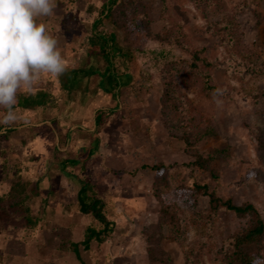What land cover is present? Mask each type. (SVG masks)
Instances as JSON below:
<instances>
[{
  "label": "rangeland",
  "instance_id": "374dc122",
  "mask_svg": "<svg viewBox=\"0 0 264 264\" xmlns=\"http://www.w3.org/2000/svg\"><path fill=\"white\" fill-rule=\"evenodd\" d=\"M106 1L54 0L52 15L37 19L57 39L66 68L87 65L92 24L100 16ZM141 1L152 32L158 35H166L168 30L178 28L179 24L173 21L179 20L174 9L178 6L189 18L186 39L192 48L220 65L214 69L213 77L223 99L201 98L195 92L190 98L196 113L216 129V135L204 142L200 152L215 155L211 167L217 179L214 181L208 175L199 174L190 165L187 148L179 139L181 130L177 127L167 130L160 120V71L166 63L186 59L188 54L174 45L153 40L142 42L139 36L116 30L104 22V30L115 32L119 46L128 54L125 63L118 59L116 66L119 73L130 74L131 82L119 95L118 106L115 107L116 101L112 98L94 105L92 110L105 106L108 111L100 114L103 123L99 126V140L92 137L91 148L85 154H80L79 150H64L72 154L73 166L62 170L51 163L40 173L31 167L30 171L15 174V184L24 180L23 188L31 195L23 202H17V198L6 202L10 208H3L2 213L7 215L0 214V229L9 227L14 231L0 256V264H147L142 230L155 222L158 212L151 189L152 167L157 163L169 167L174 188L181 182L188 185L194 181L208 183L224 200L230 199L235 205L253 203L264 219V165L258 159L255 144L257 131L264 130V101L251 99L252 94L264 89V75L245 82L229 76L223 67L228 52L218 45L215 37L202 33L207 25L230 16L238 27L241 47L256 56L254 67L264 70V0H222L225 6L222 13L211 10L201 13L195 7V0ZM60 87L59 76L43 74L30 92L21 90L18 97L45 90L58 99L62 92ZM59 108L46 109L58 112ZM88 110L84 115L86 113L85 117L90 119ZM3 112L4 108L0 107L1 116ZM54 138L50 135L51 144H54ZM60 145L65 147L63 140H59ZM100 147L103 148L101 153ZM49 151V160L52 156L60 159L55 150ZM18 174L20 178H16ZM69 177H75L77 203L72 200L60 202L61 209L56 210L61 214L57 213L54 218L56 204L53 200L57 202L58 199L54 197V193H58V183L54 184L50 197L48 194L33 197L34 191L39 190V184L42 187L44 179L54 183L55 180L68 181ZM36 184L37 187L31 186ZM83 185L89 188L85 201H103L102 214L113 227L103 242L92 241L88 250L84 245L87 228L92 226L99 230L101 225L91 214L80 211L78 192ZM172 196L178 202L186 224L181 243L169 237L163 242L174 264H185L186 252L199 246L203 248V264H219L217 251L244 227L245 222L221 211L214 218L211 235L207 236L205 227L198 220L200 212L207 206V199H195L192 206L183 204L177 198L176 190ZM182 198L193 202L187 193ZM15 201L17 204L13 206ZM50 228L58 230L55 237L48 235Z\"/></svg>",
  "mask_w": 264,
  "mask_h": 264
},
{
  "label": "trees",
  "instance_id": "16d2710c",
  "mask_svg": "<svg viewBox=\"0 0 264 264\" xmlns=\"http://www.w3.org/2000/svg\"><path fill=\"white\" fill-rule=\"evenodd\" d=\"M195 7L201 13L207 10L222 13L225 6L222 0H195ZM174 9L179 16V20L173 19L179 24L178 28L168 30L166 35H158L151 30L141 0H107L102 6L100 16L92 24V41L87 65L78 69L66 68L65 72L59 75V83L61 88L72 96L79 94L92 98L98 91H102L109 98L118 101L123 89L129 86L131 76L127 72L119 73L116 61L121 59V63L124 64L128 54L119 46L116 33L104 30V22H108L116 30L139 36L142 42L153 40L160 44L174 45L186 52L188 58L166 63L160 71L162 87L160 120L167 130L172 127L181 130L179 139L187 148L186 155L191 159L190 165L199 174L208 175L215 181L217 176L211 167L215 155H204L200 150L206 140L216 135V129L214 125L205 123L201 114L196 113L190 98L192 92H195L197 97L223 99L224 95L213 77L214 69L220 65L210 62L201 51L192 48L186 39L189 18L178 6H174ZM202 33L215 37L218 45L228 52L229 56L223 67L229 76L245 82L264 75L262 68L254 67L256 56L241 47L238 27L230 16L226 15L219 22L207 25ZM251 99L255 102L264 101V89L252 94ZM52 100L53 95L43 90L35 95L21 97L17 101V106L34 111L51 104ZM102 112L108 111L101 109L95 115L94 121L98 128L103 123L100 120ZM255 144L258 159L264 165V130L257 131ZM66 163L74 162L61 161L62 170H66ZM152 172L154 173L152 197L158 206V212L155 222L142 230L147 264H174L163 242L167 237L177 243L184 239L186 224L181 216L180 206L172 196L174 190L183 204L190 203L194 206L195 199L201 197L207 199L206 208L198 216L207 236L211 235L214 218L221 211L229 212L245 222L244 227L217 251L216 258L219 264H253V261L264 264V219L253 203L235 205L230 199L224 200L212 185L199 181H194L190 185L181 182L174 188L169 167L163 163L155 164ZM88 190L89 188L83 185L78 192L80 211L83 214H91L100 223L101 228L99 230L92 226L87 228L85 250L89 249L92 241L103 242L113 228L111 222L102 214L103 201L98 199L85 201ZM186 193L193 202H187L182 198ZM15 204L17 202L12 203L13 206ZM202 255V246L189 249L185 254V264H203Z\"/></svg>",
  "mask_w": 264,
  "mask_h": 264
},
{
  "label": "crops",
  "instance_id": "0c3cea01",
  "mask_svg": "<svg viewBox=\"0 0 264 264\" xmlns=\"http://www.w3.org/2000/svg\"><path fill=\"white\" fill-rule=\"evenodd\" d=\"M103 94L104 92L101 91L97 93L96 96L88 98L80 97L79 94L72 96L62 89L60 98L56 99V96L53 98L51 104L46 107L29 111L16 105L15 111L18 115V119L10 124L0 123V214L3 208L6 210L10 208L6 206V202L10 203V201L15 198L18 199L17 202H23L24 199L29 200L30 198L31 193L28 192L29 190H24L23 188L24 180L19 184H15L13 181L15 174L17 175V173L26 170L30 171L31 167L32 170L36 169L39 171L38 173H40V171H44L46 168L45 165H50L52 163L60 167L61 161L73 162L70 159L72 154L63 152L64 150H79L80 154H85V151L91 148L92 137H96L99 140L100 133L99 128L95 125V115L98 110L106 109L104 108L105 106L103 108H96L95 110H92V108L98 101H105V99L107 100L109 98L107 94ZM21 97L22 95L18 97L17 101H19ZM117 105L118 101H116L115 107ZM54 106L60 107L58 112H55L53 109H46L47 107L52 108ZM86 109H89L91 112L90 119L85 117L86 113L84 115ZM5 111L4 109L3 115H0V119L3 118ZM35 112H39L40 114H36ZM46 112L47 114H45ZM88 123H91V125H88ZM50 135L55 137L54 144L50 143ZM59 140H63L65 144L64 148H61V145L59 146ZM51 146H53V148ZM101 148L102 147H100L99 150ZM51 149L55 150L56 154H59V160L57 156H52L49 160L51 155L49 150ZM56 150H59V152H56ZM102 150L103 148L100 150V153ZM66 154L68 156H66ZM31 156H33V158H30ZM34 159L35 161H33ZM36 159L38 161H36ZM66 164L68 167L73 166L72 163ZM68 167H66V169ZM18 177L20 178L19 174L16 178ZM55 183H58V193H54V197L58 199L57 202L53 200L56 204L54 218L57 217V213L60 212L61 214V211L58 212L56 210V208L61 209L60 202L72 200L73 203H77L76 184L72 177H69L68 181L56 182L55 180L54 183L53 181H49V179H44V181H42V187H40L41 184H39V190L34 191L35 195L33 197H39L42 194L45 195L44 197H46L47 194L49 197L52 196L50 192H53L52 188H54ZM31 186L37 187V184ZM17 187L19 189H15ZM65 212L68 213V211ZM4 215L6 217L7 214L2 213V216ZM66 229L67 228H65V230ZM13 232L14 231L9 227L0 229V256L5 252L7 241L10 240L9 236H12ZM57 232L58 230L55 228H50V230H48V235L52 234L55 237ZM46 240H48V238Z\"/></svg>",
  "mask_w": 264,
  "mask_h": 264
},
{
  "label": "clouds",
  "instance_id": "9594fccd",
  "mask_svg": "<svg viewBox=\"0 0 264 264\" xmlns=\"http://www.w3.org/2000/svg\"><path fill=\"white\" fill-rule=\"evenodd\" d=\"M53 9L54 0H0V107L6 110L0 123L18 119V92H30L43 74L66 70L57 39L37 22Z\"/></svg>",
  "mask_w": 264,
  "mask_h": 264
}]
</instances>
